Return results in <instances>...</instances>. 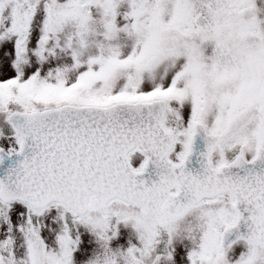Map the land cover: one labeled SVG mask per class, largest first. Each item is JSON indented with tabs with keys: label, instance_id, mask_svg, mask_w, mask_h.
I'll list each match as a JSON object with an SVG mask.
<instances>
[{
	"label": "snow or ice",
	"instance_id": "6c2138e0",
	"mask_svg": "<svg viewBox=\"0 0 264 264\" xmlns=\"http://www.w3.org/2000/svg\"><path fill=\"white\" fill-rule=\"evenodd\" d=\"M0 264H264V0H0Z\"/></svg>",
	"mask_w": 264,
	"mask_h": 264
}]
</instances>
